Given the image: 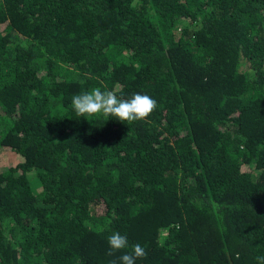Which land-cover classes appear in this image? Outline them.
Returning <instances> with one entry per match:
<instances>
[{
  "label": "trees",
  "instance_id": "16d2710c",
  "mask_svg": "<svg viewBox=\"0 0 264 264\" xmlns=\"http://www.w3.org/2000/svg\"><path fill=\"white\" fill-rule=\"evenodd\" d=\"M95 87L157 108L78 117ZM5 151L0 264H119L114 231L135 264H257L264 0H0Z\"/></svg>",
  "mask_w": 264,
  "mask_h": 264
},
{
  "label": "clouds",
  "instance_id": "9594fccd",
  "mask_svg": "<svg viewBox=\"0 0 264 264\" xmlns=\"http://www.w3.org/2000/svg\"><path fill=\"white\" fill-rule=\"evenodd\" d=\"M72 110L78 117L99 116L103 121L109 118L116 119L122 123H132L147 120L157 108V102L147 94L133 93L129 98H123L115 91L104 90L95 87L91 91L75 94L71 98ZM110 251L107 255L112 256L116 251L130 248V251L122 254L119 264H135L138 258L147 255L140 244L129 245L126 235L114 231L107 237ZM257 264H264V255L257 256ZM117 264V260L110 261Z\"/></svg>",
  "mask_w": 264,
  "mask_h": 264
},
{
  "label": "rangeland",
  "instance_id": "374dc122",
  "mask_svg": "<svg viewBox=\"0 0 264 264\" xmlns=\"http://www.w3.org/2000/svg\"><path fill=\"white\" fill-rule=\"evenodd\" d=\"M13 155L11 154L10 151H5L4 153H0V158L3 159V160H7V164H9L8 162H13L11 157ZM8 166V165H7ZM29 178H30V182H31V187H32V190L34 192H39L41 190V184L37 178V176H35V173L34 172H30L29 174ZM165 231L162 233L165 235Z\"/></svg>",
  "mask_w": 264,
  "mask_h": 264
}]
</instances>
